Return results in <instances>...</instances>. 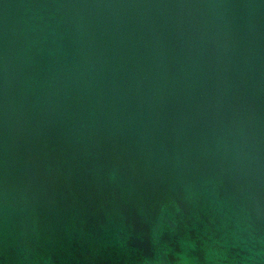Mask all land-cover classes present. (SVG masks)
Segmentation results:
<instances>
[{
    "label": "water",
    "instance_id": "water-1",
    "mask_svg": "<svg viewBox=\"0 0 264 264\" xmlns=\"http://www.w3.org/2000/svg\"><path fill=\"white\" fill-rule=\"evenodd\" d=\"M0 264H264V0H0Z\"/></svg>",
    "mask_w": 264,
    "mask_h": 264
}]
</instances>
